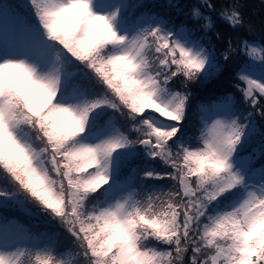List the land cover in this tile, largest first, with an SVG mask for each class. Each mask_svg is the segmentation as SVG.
<instances>
[{
	"label": "snow or ice",
	"instance_id": "6c2138e0",
	"mask_svg": "<svg viewBox=\"0 0 264 264\" xmlns=\"http://www.w3.org/2000/svg\"><path fill=\"white\" fill-rule=\"evenodd\" d=\"M243 6L217 15L251 33ZM143 7L0 3V180L12 185L0 209L30 202L74 245L22 244L0 215V264H264V44L217 30L214 0L192 9L200 36L157 13L129 17ZM239 53L235 92L196 105L194 137L191 86Z\"/></svg>",
	"mask_w": 264,
	"mask_h": 264
},
{
	"label": "trees",
	"instance_id": "16d2710c",
	"mask_svg": "<svg viewBox=\"0 0 264 264\" xmlns=\"http://www.w3.org/2000/svg\"><path fill=\"white\" fill-rule=\"evenodd\" d=\"M8 2L15 6L26 3V0H0V3ZM130 2L135 3L137 0H130ZM173 2L178 4V9L169 8L167 6L168 0H143V8L137 9L136 12L135 9L129 10V14H131L130 18L141 12L157 13L170 20L175 25H187L192 27L195 30L196 36L202 35L198 22L192 19V9L194 6L200 5V0H173ZM214 2L217 6V12L209 14L212 15L215 20L217 30L236 37L237 42L240 38H246L250 43L264 44V0H243L244 6L241 11L244 13L246 23H251L252 25L253 31L251 33L246 27L239 30L230 29L228 24L217 15L219 9L221 7H226L231 0H214ZM17 10L22 14H30L31 11L30 9L23 7H18ZM202 11L205 13L208 12L207 9H202ZM132 12L134 13L132 14ZM213 40H215L214 36ZM205 42L207 43V41ZM223 47V42H216V52L218 57ZM248 63L249 58L243 53H239L228 62L227 71L222 75L207 84L197 83L191 86L194 98L192 100V108L190 109L188 117V131L192 135H194L197 130L195 122L196 105L201 101H209L216 96L235 92L233 83L236 82V73ZM174 88L176 90H181V84L179 81L174 84ZM236 95L239 96V93H236ZM258 163H264V160H260ZM156 167L158 170H165L159 163L156 164ZM161 183H163L165 188L171 185L170 181H163ZM0 187L11 188L12 185L8 184L6 181L0 180ZM14 206L15 205H11L7 208L0 209V214L3 217H6V219H12L10 221L13 225L10 226H12V230H17V234L21 231L28 234L27 238L23 241V244L33 247L32 243L35 244L38 239H42L46 243L51 234H55L56 231H58L59 234H55L58 237V250L74 247L68 234L60 229L61 227L59 223L56 221L53 224V222L49 221L48 215L44 214L38 206L30 202H26L24 206ZM25 259H28V257H25Z\"/></svg>",
	"mask_w": 264,
	"mask_h": 264
},
{
	"label": "rangeland",
	"instance_id": "374dc122",
	"mask_svg": "<svg viewBox=\"0 0 264 264\" xmlns=\"http://www.w3.org/2000/svg\"><path fill=\"white\" fill-rule=\"evenodd\" d=\"M9 3V2H8ZM137 11V9H135V12ZM134 12H132V14H133ZM130 15L131 14H129V17H130ZM137 15H139V14H137ZM131 18H134V17H131ZM34 22V21H33ZM206 43V42H205ZM254 70H255V68H254ZM196 120H195V122H196V125H197V127H198V116H197V114H196V118H195ZM198 135V131L196 130V132L194 133V137L195 136H197ZM15 207V206H14ZM42 210V209H41ZM1 215V214H0ZM5 218V221H10V220H12V219H6V217H4ZM14 219V218H13ZM48 220L49 221H51V222H53V224L56 222L55 220H53L51 217H49L48 216ZM10 225H13V223H11ZM9 225V228H10V235L14 238V239H16L17 241H19L20 243H22L23 244V241L27 238V235L28 234H26L24 231H21V232H19L18 234H17V230H12V226H10ZM60 229H62V228H60ZM63 230V229H62ZM55 234H59V232L58 231H56V233ZM69 237V239L70 240H72L71 239V237L70 236H68ZM36 244H37V246L38 245H44L45 244V242L42 240V239H38L36 242H35V244L34 243H32V245H33V247H35L36 246ZM72 248H74V247H72Z\"/></svg>",
	"mask_w": 264,
	"mask_h": 264
}]
</instances>
